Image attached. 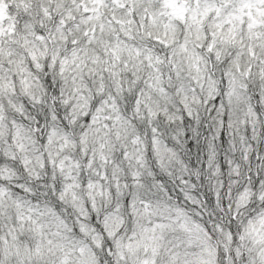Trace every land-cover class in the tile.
Returning a JSON list of instances; mask_svg holds the SVG:
<instances>
[{
    "label": "snow or ice",
    "instance_id": "snow-or-ice-1",
    "mask_svg": "<svg viewBox=\"0 0 264 264\" xmlns=\"http://www.w3.org/2000/svg\"><path fill=\"white\" fill-rule=\"evenodd\" d=\"M0 264H264V0H0Z\"/></svg>",
    "mask_w": 264,
    "mask_h": 264
}]
</instances>
